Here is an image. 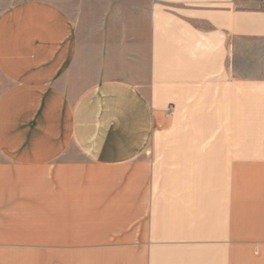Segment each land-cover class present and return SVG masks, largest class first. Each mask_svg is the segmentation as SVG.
I'll return each instance as SVG.
<instances>
[{
    "label": "crops",
    "instance_id": "obj_1",
    "mask_svg": "<svg viewBox=\"0 0 264 264\" xmlns=\"http://www.w3.org/2000/svg\"><path fill=\"white\" fill-rule=\"evenodd\" d=\"M72 1L0 5V264H264V0Z\"/></svg>",
    "mask_w": 264,
    "mask_h": 264
},
{
    "label": "rangeland",
    "instance_id": "obj_2",
    "mask_svg": "<svg viewBox=\"0 0 264 264\" xmlns=\"http://www.w3.org/2000/svg\"><path fill=\"white\" fill-rule=\"evenodd\" d=\"M53 1L58 3L60 6L68 9L70 12H73L76 10V6L74 5L72 0H53ZM13 2H16V0H0V5L5 6V5L11 4ZM240 47H241V49L244 48L245 53H248L249 58H250V62H248L246 60V62H245L247 64L246 66L248 68H252V69H246L243 72H249L250 71V73L252 75H256V74L260 73V71L257 70V68L262 67V65L264 64V46L261 44L260 45L256 44V45L252 46L248 42H242L241 41ZM242 57L245 58L247 56L244 55ZM263 68H264V65H263ZM241 74H242V72H241ZM169 110H174V105H170Z\"/></svg>",
    "mask_w": 264,
    "mask_h": 264
}]
</instances>
